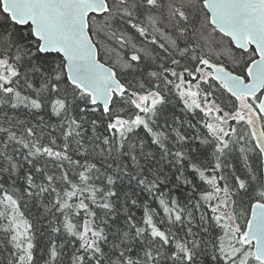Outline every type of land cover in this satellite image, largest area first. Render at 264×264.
<instances>
[{
    "label": "snow or ice",
    "instance_id": "6c2138e0",
    "mask_svg": "<svg viewBox=\"0 0 264 264\" xmlns=\"http://www.w3.org/2000/svg\"><path fill=\"white\" fill-rule=\"evenodd\" d=\"M0 264H264V0H0Z\"/></svg>",
    "mask_w": 264,
    "mask_h": 264
}]
</instances>
